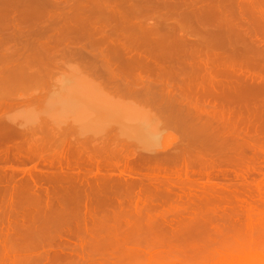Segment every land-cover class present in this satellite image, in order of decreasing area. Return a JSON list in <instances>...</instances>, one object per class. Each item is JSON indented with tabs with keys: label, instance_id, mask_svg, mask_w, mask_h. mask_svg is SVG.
<instances>
[{
	"label": "bare ground",
	"instance_id": "obj_1",
	"mask_svg": "<svg viewBox=\"0 0 264 264\" xmlns=\"http://www.w3.org/2000/svg\"><path fill=\"white\" fill-rule=\"evenodd\" d=\"M60 1L0 0V27L11 28L0 33V220L15 218L0 223V235L9 238L1 244L0 236V248L10 244L1 248L0 264H264V0ZM110 1L120 3L114 8ZM65 17V28L53 32L50 26ZM71 39L88 41L89 61L103 66L113 86L132 93L144 79L159 88L148 95L165 112L158 145L136 150L121 145L124 138L120 146L68 138L71 126L16 117L19 105L40 97L23 91L47 79L54 56L48 50ZM83 51L68 55L84 58ZM123 186L135 202L171 195L176 204L196 202L171 206L193 219L165 220L176 237L164 243L148 236L168 224L150 221L148 212V220L140 218L137 206L139 217L107 219L110 206L97 218L93 205L89 216L98 220H84V202L106 200L110 188ZM201 210L225 220L207 219L206 229ZM36 217L44 218L43 230L33 224L39 236L32 224V231L16 224ZM224 224L237 233L222 232ZM13 228L22 238L13 237ZM102 247L110 252H97Z\"/></svg>",
	"mask_w": 264,
	"mask_h": 264
},
{
	"label": "rangeland",
	"instance_id": "obj_2",
	"mask_svg": "<svg viewBox=\"0 0 264 264\" xmlns=\"http://www.w3.org/2000/svg\"><path fill=\"white\" fill-rule=\"evenodd\" d=\"M61 1H60L62 3V4L60 3L61 5H63V4L66 5L65 3H68L71 0L70 1L68 0V2H66L67 0H64V1L61 0ZM63 2H65V3H63ZM115 2L114 3L111 2L110 3V7L115 5ZM116 3L118 4L120 2L118 1ZM17 10L20 11L21 9L17 8ZM14 11H16V10L14 9ZM16 12H18V11H16ZM69 18L70 17H65V20H63V21H62L63 18H61V20L59 18L58 20L60 22L59 21L58 22L61 23V24H59V25L57 24L58 26L56 25V23H58V22L55 23V20H54V22H52L50 20V22L55 23V24H52L50 26V27H52L50 29H53L52 30L53 32H54V30L55 31L56 30H63V28H65V25L63 24V26H62V23L64 21L68 22ZM148 19L149 20L151 19L153 22L154 21L157 22L156 18H155V20H154V18H148ZM0 21H2V19ZM3 21H4V19H3ZM113 22H115V21H113ZM107 25L108 24H106L105 26L107 27ZM56 26H57V28H56ZM59 26H60V28H59ZM111 26L107 27V29L108 28L111 29V30H109V29L108 30L110 31V35L112 36V32H113L112 28L113 27L111 28ZM209 26L212 27L214 25L210 24ZM8 27L9 26H7V27L4 26L3 27L1 25L0 30H2V31H0V33H2V34L5 33L6 34L7 32H9L10 31L9 29H11V28L8 29ZM68 28H69L68 30H70V31H73V29H74V31L76 30L75 26L74 27H72V26L70 27L69 26ZM53 32H51V34L55 35V34H53ZM72 33L73 32H71V34ZM2 34H0V36H3ZM56 35H58V34H56ZM69 40L68 41L66 40L65 42H62L60 40V43H59L58 42L59 39H58L56 45H59V46L57 48H52V49L48 50V52L50 51L49 53H52V55H54V56L52 57V63L50 65V68H48L50 73H48V77H47V74L45 75L47 79L43 80V83L40 82L39 85L34 86V88H31V86L29 88V86L26 85L28 88L26 89V86H25V88L22 89V91L24 89H26L25 92L23 91V93H27V94L28 93L29 94L34 93V95L39 93L38 95H40V97L37 100V102H26L24 105H19V108L18 107L16 108V112H17L16 115L17 116L16 115L15 116L21 118L22 120L24 119L26 121V124H32V123H35L36 121L38 122V120L42 119V120H46L48 125L52 124L53 127L57 125V128H58V126L62 127V128H63V126L66 127V128H68V127L70 128V126H71L70 129H72V130L68 129V131H67L68 132L67 133L68 134V136H67L68 138L71 137V136H72L71 138H73V137L78 138L80 136L79 139L80 138L81 139L86 138L87 141H91V142H94V143L95 142L96 143L97 142H99V143L103 142L104 144L106 143V144H108L110 146L111 145L114 146V144H116V143H117L116 144L117 146H120V142L121 141L124 142V140H125L124 143L121 142L122 143L121 145L125 146V144H126V146H127V144H128L129 147H130V145L132 147L135 144V146H133V148L136 149V150L137 149H142L144 147H155L156 145H158L160 143V141L162 140V136L165 135L166 130L162 131L161 128H156V127L159 126L158 122H159V120L161 118L160 115L163 116L165 112L162 113L161 111H164V110H161V109H160L161 111L159 110V107H158V104H157L158 100H157V102L153 101L151 99L152 96H150V98H148V95L155 93V91L158 92L159 88L155 87V85H151L153 87V89H152L150 87V85L146 83L148 80L144 82V79L142 81L143 85H142V82H140L138 84V86L136 87L138 90L137 89H136V91L133 90L134 92L131 91L132 93H130L131 89L129 90L123 84L122 85H118V86H113V84H111L110 81H108L109 78H108V76H106L108 74H107V72H105V69L103 68V66H101L100 63L98 64V62L94 63L95 60L89 61V60H91V57L89 56L90 49L88 48V46H89L88 45L89 44L88 41H86L85 39H79V40L75 39V41H74V39H73V41H72V39H71V41H69ZM261 40H263V38H261ZM187 41L191 42L193 40L192 39H187L186 42ZM46 42H48V41H46ZM46 42H43V43H46ZM5 45L10 47V45H15V42L14 41L13 42L10 41L8 44L6 43ZM80 47H85V51H83V52L86 54V55L84 54L86 57H84V58L81 57L80 58V57H72V56L68 55L70 50H72L74 48L78 49ZM92 59H94V58H92ZM146 76H145V79H147ZM149 77L154 78V75H150ZM230 78H232V77H230ZM229 81H231V80H229ZM232 81H233V79H232ZM232 81L230 82V85H231ZM234 82H236V81H234ZM234 84L235 83H233V86H234ZM236 85H238V84H236ZM219 86L217 88V85H216L215 88L217 90H219V88L221 89V85H219ZM133 88L135 89V86ZM148 88H149V90H147ZM154 88H155V91L152 92L154 90ZM138 91H140V93ZM146 91H148V92H146ZM153 99H155V98H153ZM17 109H19V110L17 111ZM61 131H59V132H61ZM83 132H84V134H83ZM112 136H113V138H112ZM123 138H124V140H123ZM99 139H100V141H99ZM115 140H117V141H115ZM109 142L112 143V144H110ZM28 165H31V163L28 164ZM117 188L118 189L119 188L120 189H124V191L126 193L123 190H121L122 193L119 194L120 193V189L118 191ZM117 188L116 187L110 188V192L108 194V198L109 199L107 198V195H106V198H107L106 200L105 199L104 200H99V201L98 200H92V201L90 200V201L84 202L87 210L86 211L84 209H81V210H83V213L84 212L86 214L89 213L88 215L85 214L87 216V218L85 216L84 220L85 219L86 220L88 219V221L89 220H98L97 219L98 216L96 214H99V211H100L101 214L105 213L104 215H107L106 214V211H107L108 215L111 216L110 217V216L107 215V219H111L112 215L114 216L113 213H116L119 216H122V218L126 214H128V215L130 214L132 216L133 213H134V209L136 210V208H137V211H140V212H138L140 218L142 217V219H144V220H145V218H147V220H148V217H147L149 215L148 213H150V215H151V216L149 215V220L150 221H152L151 220L152 218H150V217H153V220H154V218H155V220H157L158 217H159L158 220L161 218L159 221L157 220V222H160V221L164 222L165 220L166 221L170 220V222L171 221L174 222V221H176V219L177 220H181V218H182L183 220H188V219L190 220L192 218V217L190 218V213L188 215V212H186V211L182 212V210H183L182 208H180V210L182 209L181 211H175V212H173L174 209H172V208L176 209V207L179 206V205L180 206H187V205H192L194 203L196 204V202L192 203V202H188L187 201L190 204L186 203L187 205H185V201H183L184 203L183 202L181 203V201H180L181 204H178L179 201H177V204H176V199H175L174 196H173L174 198L171 197L172 195L170 196L171 199H168V200H138V201L135 202L134 200H131V199L128 200L129 198L126 195L128 194L127 191H129V190L126 187L123 186V187H117ZM136 189H132V190H136ZM115 190H117L118 192L115 191ZM122 194L124 195V199H122L123 198ZM110 195H112V196H110ZM116 195H118V196L116 197ZM125 196L128 199L125 198ZM113 197H114V199H113ZM120 199H122V200H120ZM66 204H68V203H66ZM79 204L81 205V204H83V202H80ZM129 205L132 208L129 207ZM173 205H177V206L174 207ZM89 206H90V208H89ZM97 206H101V207H104V208H100L102 210H100L99 208L93 209L94 207H97ZM134 206H137V207L134 208ZM147 206H149V207H147ZM171 206H172V208H171ZM91 207H92V210L94 211V214H95V212H97L95 214V217H97V218L94 217V219H91V217L94 215L92 210H90ZM105 207H109V208H107L108 210H106ZM81 208H83V207H81ZM125 208H127V210H125ZM166 209H167L169 215H168ZM170 209H172V211ZM103 210H104V212H103ZM142 210H143V212H142ZM137 211H136V214L134 213L136 216H138L137 215L138 214ZM125 212H127V213H125ZM201 212H202V214H200V215L203 216L202 218L205 219V220L214 218L213 219V224L215 223V220H219V219L220 220L222 219L223 221L225 220V216H222V217H215L214 216V217L210 218L209 215H208L209 213H208L207 210H201L200 213ZM123 213H124V215H123ZM184 214L187 217V219H184V218H186L184 216ZM89 215L90 216L92 215V216L90 217ZM144 215H145V217H143ZM179 215L180 216L182 215L181 218H180ZM115 216H117V215H115ZM201 216H199V217H201ZM193 217H194V215H193ZM204 217H206V218H204ZM38 218L39 219H37V217H36V220H34L32 218L30 220L29 219H27V220L25 219V221H23L24 224L22 222H17L16 221L17 222L16 224H18L19 226H20V224H21V226L22 225H24V226L25 225L26 226L29 225V228H31L30 226H32L33 224H37L38 223L37 224L38 226L37 225L36 226L39 228L38 230H40L41 229L39 227V226H41L40 225V221H42L44 218L42 220H41L40 217H38ZM80 218L82 220V217H80ZM124 218H125V216H124ZM242 218L243 217L241 215L238 216V219H242ZM10 219L13 220V221L15 220V218L11 217L9 219L6 218L4 220H0V223L8 222V221L12 223V221ZM70 220H72L71 222H73L74 219L71 218ZM155 220L153 222H156ZM166 221H165L164 225H167L168 223H170V222H166ZM209 221L208 220L205 221V223L203 225L206 229H209V226H205V225L209 224L208 223ZM218 223H219V221H218ZM4 224H7V223H4ZM209 225H211V224H209ZM0 226H1V224H0ZM6 226H5V228L8 227V226L7 227ZM13 226H15V225H13ZM24 226H22L21 228H23V229L25 228L26 229V227H24ZM33 226L36 228L35 225H33ZM74 226H75V229H76L77 226L76 225H74ZM167 226H165V228H162V230L160 232H158L159 235L156 234L158 237H156V235L155 236L152 235V237H150L151 236L150 235L148 237L151 238V241H152V238L154 240H156L159 237L161 238L160 240L158 239L160 242H162L163 240H165V242H167L169 240L171 241L170 237L173 238V239L176 237V236H174L175 233L172 232L173 229L176 228V227H171V225H169L168 227ZM71 227L72 226L70 225L69 228H64V230H61L60 232H58V236H60L62 233L66 234L67 231H70ZM224 227H225V224L223 225L222 232H224V230L226 231V229L230 230L231 228H232V230L233 229L235 230V231L233 230L234 233L235 232L237 233V231H238V227H236V226H233V227L229 226L230 229L227 228V227H225V228ZM14 228H13V231L11 233L13 235V237L17 236L18 238H20V237L22 238V235H24V233L23 234L22 233H18L19 229H18V232H15L17 229H14ZM171 228H173V229L171 230ZM7 229H9V228H7ZM23 229H22V231L24 232L25 229L24 230ZM32 229L33 228H31V231H32ZM67 229H69V230H67ZM73 229H74V227L72 228V230ZM41 230H43V228ZM36 231H37V228H36L35 232ZM166 232H167V234H166ZM170 232H172L173 235L170 236ZM39 233H40V231H39ZM36 234H37V232H36ZM1 235L3 236V234H1ZM4 235H9V234L8 233L5 234V232H4ZM37 235L39 236V234H37ZM160 235H162L163 237L160 236ZM186 235H187V237H190V233H186L185 236ZM34 236H33V238H34ZM3 237H4V239L1 237L2 238L1 239L2 240L1 244L3 243V240H5V236H3ZM35 237H37V236H35ZM61 237L66 238V236H61ZM149 238H147V239H149ZM7 239H9V238H7ZM60 239H63V238H60ZM88 239H89V237H88ZM144 239L145 238H143V240ZM187 239L190 240V238H187ZM10 240H13V239L10 238ZM143 240H141V242L139 241L141 243V245L144 242H146V241H144L142 243ZM158 240H156V241L158 242ZM121 241L125 242L123 240H121ZM149 241H150V239H149ZM149 241H147V242L150 244ZM6 242H4V243H6ZM10 242H12V241H10ZM107 242H109V241L107 240ZM127 242H125V243H127ZM153 242L155 243V241H153ZM12 243H14V242H12ZM129 243H130V246H131V242L130 241H129ZM162 243H164V241ZM162 243H160V245H162ZM145 244H147V243H145ZM158 244L159 243L156 244V248L159 246ZM9 245L6 246V244H3V246H6V247L5 248L1 247V248L2 249H6L8 247L10 248ZM55 245H57V244H54V246ZM124 246H128V245H124ZM150 246H152V245H150ZM1 248H0V250H1ZM102 248H103V250H100V249L98 250L97 249L98 250L97 252L100 251V253H101V251H102V253H103L104 250H105V253H106V251H107V253L110 252V250L108 248H104V247H102ZM154 248H155V246H154ZM156 248H155V250H158Z\"/></svg>",
	"mask_w": 264,
	"mask_h": 264
}]
</instances>
